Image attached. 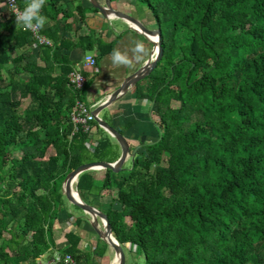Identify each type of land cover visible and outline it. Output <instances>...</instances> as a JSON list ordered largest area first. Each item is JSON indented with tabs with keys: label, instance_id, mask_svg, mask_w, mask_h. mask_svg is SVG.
I'll return each mask as SVG.
<instances>
[{
	"label": "trees",
	"instance_id": "obj_1",
	"mask_svg": "<svg viewBox=\"0 0 264 264\" xmlns=\"http://www.w3.org/2000/svg\"><path fill=\"white\" fill-rule=\"evenodd\" d=\"M126 1L144 5L160 31L162 58L135 85L136 97L153 105L158 135L139 144L129 168L81 173V199L95 207L105 184L115 189L97 208L124 250L131 244L126 264H264V0ZM27 2L17 0L22 10ZM87 12L97 13L80 0H46L40 14L51 26L39 34L51 46L9 12L0 19V264H37L55 250L67 175L119 157L96 123L97 147L88 152L69 118L90 81L78 92L68 87L73 63L64 52L98 49L102 58L114 49L91 30L62 37L67 21L84 25ZM33 46L37 56L26 51ZM49 147L54 157L38 160ZM11 148L31 153L8 158ZM64 239L61 257L91 261L79 236Z\"/></svg>",
	"mask_w": 264,
	"mask_h": 264
},
{
	"label": "crops",
	"instance_id": "obj_2",
	"mask_svg": "<svg viewBox=\"0 0 264 264\" xmlns=\"http://www.w3.org/2000/svg\"><path fill=\"white\" fill-rule=\"evenodd\" d=\"M80 1L84 8H88V0ZM96 1L99 5H104V0ZM125 1L126 0L116 1L111 2L110 4L113 10L129 16V13L125 11L127 9L123 7ZM128 9L129 11L132 10L130 8ZM0 12L1 17L8 13L6 7L3 4L0 5ZM130 17L133 18L135 16L132 15ZM118 21L119 20L115 19L105 20L100 15H98V13L93 14L91 12H87L84 25H81L79 23L76 16L71 20H68L67 24L71 26V29L65 31L62 37L71 41H75L76 38L87 35L88 31L91 30L100 33L103 43H113L114 48L121 49L126 48L132 41L139 40L145 44L147 49H149L150 59L152 57L154 49L151 43L144 37L137 34L135 31H133L132 28L124 21H120L121 27H118L115 24ZM44 26H51V23L47 21ZM29 49L34 50L37 48L33 46ZM32 54L37 56L38 49L36 53L34 52ZM64 55L68 57L71 63H73L72 70H80V72L86 78V82L90 81L84 92L82 102L91 111L95 110L98 106L104 103L109 98V96L122 84L126 77L143 66L137 64L130 69L121 68L119 70L111 71L109 59L110 55L98 58V49H93L90 52H83L81 49H74L71 52H64ZM88 57L95 58L96 71L84 66L83 61ZM152 111V103L147 99H138L136 97L135 86H133L129 88L127 92L119 95L113 103H111L105 109L101 110L97 115L112 128L124 130L121 135L128 143L130 151H132L137 148L140 143H150L156 140L158 133L154 125L155 117L152 115ZM95 123L96 122L92 123L91 127L92 132L95 135V140L98 143L99 133L95 127ZM112 141L114 144H117L113 138ZM127 160H131V158H127L126 161ZM124 164L122 165V167L124 166ZM97 171L100 170H90L89 172L95 174ZM100 179H103V176H100ZM113 191L115 193V189L108 188L105 184L101 192L102 201L108 202L107 199L109 197L110 199L114 198L115 195L112 194ZM68 215H71L72 217L69 218ZM78 221H81L80 226L78 225ZM96 227L100 230L99 222ZM52 233L56 249L49 251V253L38 259L37 264L47 263L55 256H60L58 252H61L68 247V244L66 243L64 237H66V235L70 233L75 234L81 238L80 249L82 253L87 257H91V261L87 263L85 260H83L82 264L115 263L116 254L114 250L109 247V245L105 254L102 256V252L104 251L102 242L105 241H102V238H100L96 233L93 218L85 212L83 216H79L65 206L64 213L61 214L58 221L53 224ZM126 258L128 261V256H126Z\"/></svg>",
	"mask_w": 264,
	"mask_h": 264
},
{
	"label": "water",
	"instance_id": "obj_3",
	"mask_svg": "<svg viewBox=\"0 0 264 264\" xmlns=\"http://www.w3.org/2000/svg\"><path fill=\"white\" fill-rule=\"evenodd\" d=\"M92 9L96 10L98 15H100L103 19H115L119 21L126 22L129 26H131L132 30L135 31L140 36L144 37L148 40L151 45L156 48V51L153 49V53H155L154 59L150 58L149 62L146 65L141 66L134 73L125 78L122 84L109 96V98L98 106L95 110L92 111V114L95 116V122L98 126L103 129L105 132L109 134L117 143L120 148V156L113 163L107 162H91L87 164H82L72 172H70L63 183V195L66 200L74 207L80 209L81 211L89 214L94 221V228L96 233L104 240L109 247H111L117 257V261L114 264H126L127 258L124 248L119 244V242L115 239L112 231V226L108 220L106 214L101 212L99 209L86 204L80 197L78 191L76 190L77 198L72 194V184L77 183L78 178L81 173L87 172L90 170H110L112 172H118L121 170L122 165L126 161L127 158H132L135 154L134 150L130 151L128 143L125 138L117 132L114 128L109 126L105 121L98 117V113L108 107L111 103H113L117 97L125 92L133 86H135L139 81L143 80L146 76L150 74L151 71L155 69L158 62L162 58V49L160 45V31L159 29L150 31L147 30L141 23H139L136 19L122 14L118 11H115L111 7L110 0H104V5H99L96 0H88ZM133 26L136 28H133ZM156 36V42L151 41L148 37ZM152 53V55H153ZM99 219L104 221L105 228L104 230H99L96 226L98 224Z\"/></svg>",
	"mask_w": 264,
	"mask_h": 264
},
{
	"label": "built area",
	"instance_id": "obj_4",
	"mask_svg": "<svg viewBox=\"0 0 264 264\" xmlns=\"http://www.w3.org/2000/svg\"><path fill=\"white\" fill-rule=\"evenodd\" d=\"M3 5L6 7L7 11L11 15H13L15 19V14L13 12L17 8L20 9L17 0H3ZM25 31L29 32L39 45L51 46L48 40L40 36L39 30L37 31L25 30ZM154 51H156V48H154ZM83 64L85 67H88L96 71L95 58L93 57L85 58ZM67 80H68L67 83L68 87L76 92L80 91L83 88L84 84L86 83V78L83 76L80 70H76V69L72 70L68 74ZM69 118H70V122L73 125V132L81 130L84 134H86V141L84 142V146L89 152H94L97 146V141L95 140V135L93 134L91 127V124L95 122V116L92 114V111L88 107H86V105L82 101L76 99L70 111ZM134 248L136 249L135 246ZM44 264H77V263L70 256L61 257L57 255Z\"/></svg>",
	"mask_w": 264,
	"mask_h": 264
},
{
	"label": "clouds",
	"instance_id": "obj_5",
	"mask_svg": "<svg viewBox=\"0 0 264 264\" xmlns=\"http://www.w3.org/2000/svg\"><path fill=\"white\" fill-rule=\"evenodd\" d=\"M46 0H28L23 10L15 9L16 27L37 31L45 25L47 18L41 15V9ZM154 53L152 59H154ZM110 70L130 69L137 64L146 65L149 62V49L142 41L134 40L126 48H114L110 53Z\"/></svg>",
	"mask_w": 264,
	"mask_h": 264
},
{
	"label": "rangeland",
	"instance_id": "obj_6",
	"mask_svg": "<svg viewBox=\"0 0 264 264\" xmlns=\"http://www.w3.org/2000/svg\"><path fill=\"white\" fill-rule=\"evenodd\" d=\"M123 7L125 8V9H127V10H125L126 12H128L129 13V16H135V17H133L134 19H136L139 23H141L147 30H150V31H154V30H157V27H156V24H155V22H154V20H153V18L151 17V15H150V13L148 12V10L146 9V7L144 6V5H142V4H139V3H133V2H131V1H125L124 2V4H123ZM128 8H130V9H132V10H130L129 11V9ZM1 13V12H0ZM3 13V12H2ZM0 19H2V17L0 16ZM118 27H121L120 25H121V22L120 21H118V22H116L115 23ZM131 27V26H130ZM26 51H29V52H31V53H36L37 52V49H28V50H26ZM12 55V54H11ZM14 98L16 99V98H18V96L17 95H14ZM28 102H29V100L28 99H24V100H22V104H21V107H20V111H22L27 105H28ZM172 106L173 107H176L177 106V103H175V102H173L172 103ZM113 142V141H112ZM45 151H44V154H43V156H41V155H36V157H37V159L38 160H43V161H47L48 159H51V158H53L54 157V155H55V152H54V150H53V148H51V147H49V148H46V149H44ZM119 151V150H118ZM25 153H31V151H23V150H21V149H17V148H11V149H9V151H8V158L10 157H16V158H18V157H21V156H23ZM166 159H167V155H164L163 157H162V161H161V164L162 165H165L166 164ZM130 165H131V160H127L126 162H125V164H124V168H129L130 167ZM74 188H75V190H77L76 189V183L74 184ZM109 192V191H108ZM112 194H114L115 195V193H114V191H113V193ZM107 201H110V197L107 199ZM100 202H104V201H101L100 199H96V200H94V203H95V208H97V206L100 204ZM65 206L67 207V208H69V209H71L73 212H75L76 214H78L79 216H83L84 215V212H83V210L82 211H78V210H76L67 200L65 201ZM114 207L115 208H119V205L118 204H114ZM98 209V208H97ZM99 226H100V230H104V228H105V225H104V223H103V221L101 220V219H99ZM5 238L6 239H8V236H6L5 235ZM130 246L131 245H129V244H126V248H125V252H126V256H128V261L130 262V260L132 259V258H134L133 256H132V254H131V252H129L130 251ZM133 251H135L136 249L134 248V249H132ZM134 253V252H133ZM46 260V259H45ZM133 260V259H132ZM134 261L136 262V259H134Z\"/></svg>",
	"mask_w": 264,
	"mask_h": 264
},
{
	"label": "bare ground",
	"instance_id": "obj_7",
	"mask_svg": "<svg viewBox=\"0 0 264 264\" xmlns=\"http://www.w3.org/2000/svg\"><path fill=\"white\" fill-rule=\"evenodd\" d=\"M133 28H135L134 26H133ZM136 29V28H135ZM151 41H153V42H156V36H153V37H148ZM75 184V183H74ZM74 184H72V194L74 195V197H76L77 198V194H76V190H75V188H74ZM103 223H104V221H103ZM118 259H117V257H116V260L115 261H117Z\"/></svg>",
	"mask_w": 264,
	"mask_h": 264
}]
</instances>
